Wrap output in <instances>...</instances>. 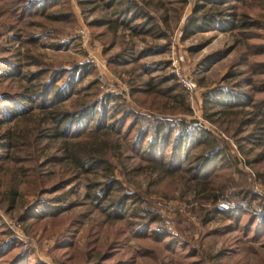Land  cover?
I'll list each match as a JSON object with an SVG mask.
<instances>
[{"label":"rangeland","instance_id":"rangeland-1","mask_svg":"<svg viewBox=\"0 0 264 264\" xmlns=\"http://www.w3.org/2000/svg\"><path fill=\"white\" fill-rule=\"evenodd\" d=\"M67 73L73 95L36 109L44 84L62 87ZM182 78L196 85L191 95ZM18 92L8 108L0 102V224L9 232L0 247L15 238L26 253L9 248L0 259L264 264V0H0V99ZM90 106L60 129L48 114ZM16 107L33 110L27 123H17ZM45 119L51 134L65 132L42 140ZM192 125L215 142L211 165L200 173L155 164ZM10 127L14 147L3 149ZM98 127L111 131L87 133ZM157 127L159 142L171 132L164 155L145 147ZM97 146L110 166H88ZM115 201L133 212L127 220L112 215Z\"/></svg>","mask_w":264,"mask_h":264},{"label":"trees","instance_id":"trees-1","mask_svg":"<svg viewBox=\"0 0 264 264\" xmlns=\"http://www.w3.org/2000/svg\"><path fill=\"white\" fill-rule=\"evenodd\" d=\"M114 6H116L115 3L113 5V7ZM214 14H215V12L202 14L200 16V19L203 22L200 25H208V23H210V24L213 23ZM122 15H126V13L122 12ZM131 19L138 21L140 19H143V16L140 14L139 15L134 14L131 17ZM122 23H124V22H122ZM137 25H139V24H137ZM193 26H194V24H193ZM196 26H197V24H196ZM67 76L69 78V81L67 83H65L62 87L59 86L56 88H52V87H50L51 83H47L46 85L44 84L43 89L40 93V98L36 99L37 101L40 100L39 104H38V102H36L38 104L35 107L36 109L43 110L46 108H52L54 105V103H52V102H54L57 98L62 97L65 99L66 97L68 98L69 96L73 95L72 94L73 87L71 86L72 81H73V77L68 73H67ZM152 89H153L152 87H149V89H147V91L149 93H151V92H153ZM20 95L21 94L18 92V93L11 94L10 97L4 96L5 98L0 99V102L2 103L3 108L4 109L8 108L7 103L8 104L10 102L13 103L14 98H19ZM49 95H51L50 99H49ZM111 99L112 98H110V97L107 98V100H111ZM91 107L92 106L84 107L78 113L69 112V113H64V114H59L58 111H56L54 109L53 111H50L48 114H50V116H52L50 119L53 121V123H54L53 125L55 127L57 126V128L60 129L62 126H64V128H65V126H68L69 124H71L73 122V120L80 123V121H82L84 118H86L89 115V113H91ZM16 109H17L16 111L19 113V114L15 115V116L19 117L16 120L17 123H20V122L27 123L28 121L26 120L27 119L26 117H28V115L33 110L28 109L26 111V109H22L20 107L19 108L16 107ZM30 110H32V111H30ZM128 118H129V116H126L124 124L126 123ZM46 121H48V120L45 119L43 124L41 125V131L39 132L40 134L38 136V137H41L42 140H46L48 138V136L51 137L52 135L58 137L59 135L62 134L63 131L65 132V130H63L64 129L63 128L62 132H59L58 134H51L49 132L51 128H50V126H47ZM262 122H264V120H262ZM49 123H51V125H52V122H49ZM188 125L189 124H186L182 127L183 132H185ZM192 127L196 128V129H192L194 132L191 133V136L189 135V136L185 137V134L183 133V134L179 135L176 140H173V142L171 144L170 151H169L170 160L167 163H165V161H162V162H160V164L159 163H155V164H158L161 167H166V169H168L169 171H171V169L169 167L174 166L177 171H180L181 169L184 168V169L191 170V171L199 170L200 173H202L203 170L206 167H208V165H211L212 157H213V155L216 154V151H217L216 156L219 155L218 150H215L216 149L215 148L216 147L215 142H214V140H210L208 138V134L206 133V131L202 130L201 127H198L195 125L194 126L192 125ZM157 128H158L157 129L158 131H157V133H154V135H155L154 138H150L148 141H147V138L149 137V131L148 132L147 131L139 132L138 134H136L135 138H134V143L132 144L133 150L135 152L137 151V152L141 153L143 151V146H144L145 142L147 141V145L145 146L146 150H148L150 152L156 151L158 154L164 155L165 149L168 147V144H169L170 139H171V136H170L171 132L166 131L164 134H162L163 136L160 138V142H159V139H158L159 131L162 127H160V128L157 127ZM104 129H105V131H107V130L111 131V127H103V128L98 127L96 129V131L90 130L87 133L88 134H92V133L96 134V132L98 133L99 131L104 130ZM10 130H12L11 127L9 129L5 130L4 141L6 140V143L4 144L5 146L2 147L3 149H8L9 147L10 148L14 147V144L9 145V142H8L10 140V138H9V133H10L9 131ZM126 131H127V128L123 129L122 133L125 135ZM132 132H133V129L130 130V132L128 134L129 138L134 137V136H131ZM119 134H120V132H119ZM77 137H80V135ZM131 139H133V138H131ZM204 146L210 150V153L208 155H205L206 153L204 152V153L197 154V155L194 154L193 156L189 157V155L191 154V151H193L195 148L197 149L199 147H204ZM104 151H105V148L98 147V146L95 149H92L91 150L92 156H99V158L96 160H91V158H90L88 166L90 165V167H92L93 169H98L99 167L105 168L106 166H110L108 160L104 157V154H103ZM189 160H195L194 166H192L191 168L186 167L187 161H189ZM84 164L85 163L82 162L79 165V167L83 168ZM163 164H166L167 166H165ZM168 170H165V171H168ZM69 179L70 178H68V180ZM123 200H125V197L122 199V201ZM114 203L116 205V210L112 215L118 216L119 218H122L123 220H127L126 217L129 216L130 213H133L132 211L126 212V210L125 211H122V210L117 211L121 201H118V202L115 201ZM136 215H137V213H136ZM243 216H246L247 219H248V217H251L250 214H245V213H243ZM247 219L244 221L243 224H245L247 222ZM253 220H255V218ZM7 233L9 234L6 227L2 226L0 224V236L5 237ZM5 241L6 242H5L4 247H0V253L3 250H6V249L9 250V248L10 249H15V248L22 249V251H21L22 254L26 253V251L23 249V244L20 241L16 240L15 238H12L10 240H5ZM184 254H185V252H184ZM19 258L20 259H18L16 262H12V261L9 262L10 258L5 259L2 257L0 259V263L1 264H6V263L7 264H22V263H24V261H25L24 255H21Z\"/></svg>","mask_w":264,"mask_h":264},{"label":"built area","instance_id":"built-area-1","mask_svg":"<svg viewBox=\"0 0 264 264\" xmlns=\"http://www.w3.org/2000/svg\"><path fill=\"white\" fill-rule=\"evenodd\" d=\"M83 34V32H81ZM181 83L187 94L191 95L196 90V85L191 79L182 78Z\"/></svg>","mask_w":264,"mask_h":264}]
</instances>
